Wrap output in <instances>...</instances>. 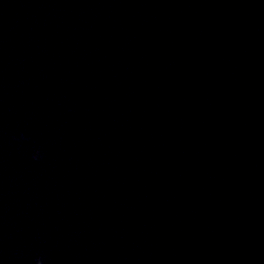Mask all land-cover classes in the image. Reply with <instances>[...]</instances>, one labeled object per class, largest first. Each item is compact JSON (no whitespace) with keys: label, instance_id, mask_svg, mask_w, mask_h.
Masks as SVG:
<instances>
[{"label":"water","instance_id":"1","mask_svg":"<svg viewBox=\"0 0 264 264\" xmlns=\"http://www.w3.org/2000/svg\"><path fill=\"white\" fill-rule=\"evenodd\" d=\"M37 253L264 264V0H0V264Z\"/></svg>","mask_w":264,"mask_h":264},{"label":"clouds","instance_id":"2","mask_svg":"<svg viewBox=\"0 0 264 264\" xmlns=\"http://www.w3.org/2000/svg\"><path fill=\"white\" fill-rule=\"evenodd\" d=\"M11 139L13 141L23 142V141L28 140L29 137L26 136L23 132H21L19 135L13 136ZM31 158L34 161H38V160L43 158V154H42V152H41L39 147H37L36 150L33 152ZM33 264H46L45 255L43 253L35 254L34 257H33Z\"/></svg>","mask_w":264,"mask_h":264}]
</instances>
